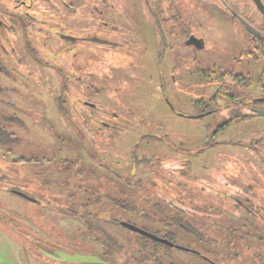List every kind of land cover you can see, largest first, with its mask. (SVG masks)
<instances>
[{"label": "rangeland", "instance_id": "374dc122", "mask_svg": "<svg viewBox=\"0 0 264 264\" xmlns=\"http://www.w3.org/2000/svg\"><path fill=\"white\" fill-rule=\"evenodd\" d=\"M184 1L189 8H202L195 0ZM109 2L126 13L122 30L137 43L134 53L116 51L87 62L85 55L75 53L70 40L42 31L40 37L44 40L38 42L29 30L15 35L14 58L9 56L10 62L3 61L7 72L0 68V106L18 117V121L7 126L23 140L13 147L0 144V264H136L117 249L119 242L136 251V235L111 218L144 224L151 230L177 232L179 244L204 251L216 262L264 264V239L251 234L263 228L262 221L252 222L231 211L232 204L226 197L219 202L221 217L200 222L194 219L189 226L186 223L188 227L181 226L182 230L170 217L151 220L136 210L150 204L134 198L139 194L136 184L121 179L117 171H126L133 165L132 149L138 138L147 137L137 149L138 161L146 145L149 149L160 148L163 151L157 160L182 159L188 180L208 178L217 171L222 176L226 173L224 176L233 182L242 183L244 178L246 183L248 177L235 175L242 172L250 174L251 183L257 180L264 185V144L255 139L259 150L253 152L240 143H246L249 136L264 139V116L254 117L260 125L251 119H235L216 133L222 111L195 118L174 114L165 102L166 97L175 108L198 113L202 106L193 103L197 92L202 94L210 88L195 91L197 85L190 84V88L188 83L189 92L176 85L169 86L167 91L160 87L158 77L168 72V66H160V58L149 44L155 31L145 28L141 18L147 0ZM84 4L78 1L80 11L71 21L52 16L54 21L67 23L65 35L88 33L89 8ZM210 26L206 31L216 46L214 53L232 58L231 54L244 48L239 32L231 37L228 29L221 30L214 22ZM123 55L124 60H131L130 65L120 63ZM91 63L100 73L93 81L99 86L98 92L86 87L91 81L87 73L92 71ZM98 78L110 80L109 84L100 83ZM87 98L109 107L95 112L110 125L97 127L91 117L78 113L77 104ZM167 132L173 147L160 146L157 138L148 139L147 133ZM209 137L211 145L199 151L197 147ZM23 156L37 160H17ZM137 167V177H143L148 167L141 161ZM249 168L258 170L250 169V173ZM16 189L37 201L16 194ZM167 209L171 214L173 210ZM164 222L167 224L162 225ZM94 226L115 241L108 236L105 241L98 239ZM111 242L108 248L107 243ZM36 243L42 245L38 247ZM170 254L175 264H214L193 251L177 247Z\"/></svg>", "mask_w": 264, "mask_h": 264}, {"label": "flooded vegetation", "instance_id": "af4514ba", "mask_svg": "<svg viewBox=\"0 0 264 264\" xmlns=\"http://www.w3.org/2000/svg\"><path fill=\"white\" fill-rule=\"evenodd\" d=\"M78 1L0 0L1 70L7 72L4 62H10L9 56L14 58L12 52H16L13 45L15 35L25 34V31L28 32L29 30L35 33L38 42L44 40L40 37L42 31L49 34L54 33L70 40L75 46V53L85 55L87 62L98 56L104 57L110 53L114 54L116 51L132 54L138 50L134 39L127 36V32L122 30L126 15L124 9L116 8V4L110 3V0H80L83 4L85 2L86 8H89L86 18L88 25L86 31L88 33L78 35L72 32L70 36L65 35L63 30L67 23L54 21L52 16L59 17V19L64 18L65 22L71 21L80 11ZM195 1L201 5L200 11L197 8L187 7L184 0H147L148 6L141 16L144 19L145 28L151 32L155 31L149 39V44L153 47V52L158 54L160 66L165 63L168 66V72L166 74L161 73L158 77L160 87L167 91L169 86L173 88V85H176L178 89L188 90V92V84L190 88V84L197 85L193 88L195 91L197 88L206 90V86L210 88L206 90L208 92L201 91L202 94L200 91L197 92L198 98L193 103L195 106H202L198 113H186L175 108L168 97L165 98L166 104L174 114L193 118L222 111L217 119L219 123L215 129L216 133L220 128H226L235 119L239 122L251 119L260 125L257 121L258 118L254 119V117L264 116L261 113L264 110V11L259 7L256 0ZM261 2L264 4V0ZM211 22L220 25L221 30L228 29L231 32V37L234 32L237 34L239 32L244 48L235 54H231L232 58L226 57L228 55H219L216 51L214 53L213 50L216 46L208 36V28H211ZM138 24L140 23L138 22ZM138 24L132 23L134 27H138ZM135 36L137 37V35ZM124 56L120 63L130 65L131 60H124ZM157 60H155L156 65ZM91 65L92 71H87L91 81L86 87L93 88L95 92H98L99 86H96L93 81L97 79L100 73L98 69H95L94 63ZM98 80L100 83L106 81L102 78H98ZM109 81H106V84H109ZM190 94L192 95V93ZM82 103L76 106L82 117H91L95 125L100 128L110 125L103 116H98L95 112L99 108L109 109L103 105V102H94L91 98H87L83 99ZM147 135L150 137L148 139L157 138L160 140V146H175L170 139V132L147 133ZM261 137L249 136L246 143L242 140L240 143L252 148L253 152H258L259 148L256 147V142L260 141L264 144V139H260ZM144 138L147 137L138 138L133 146V165L131 168L126 171H117L121 179L136 184L135 190H138L139 194L134 195V198L150 204L148 207L139 209L142 215L151 220H157L160 216L170 217L173 219L172 223L181 229V226L185 227L186 221L192 222L194 219L199 222L213 221L216 217H221L219 202L220 199L226 197L232 204L231 211L252 222L262 221L263 228L251 234L264 239V185L257 183V180L256 183H251L250 174L242 172H237L235 175L248 177L249 179L245 178L248 180L246 183H244V178H241L242 183L233 182L224 176L226 173L222 176L217 171L214 176L208 178L198 177L192 181L188 180L183 171L184 162L182 159L176 157L167 161H158V154L163 150L160 148L149 149V144L145 146L146 151L140 156V159L145 157L150 160L149 163L152 166L146 169V174L143 177H137L139 161L136 152ZM255 139L259 140L255 141ZM210 140L209 137L206 142H202L201 146L197 147L199 151L209 147L211 145ZM262 158L264 161V157ZM134 164L136 166L135 171L133 170ZM250 169L258 170L257 168H249L248 172L250 173L252 172ZM159 207L171 208L173 211L169 215L164 214ZM119 221L121 223L123 220L120 219ZM126 221L165 239H168L165 236L166 233L178 237L177 232L174 231H161L159 233L147 229L144 224ZM133 232L137 235L134 237L137 241L141 235L155 240L141 232L134 230ZM173 242L179 244L176 241ZM192 249L196 250L193 252L214 264H224L211 259L204 251ZM122 250L124 254V250L128 249L123 248ZM257 253H261V250L257 249ZM126 254L131 256L130 252ZM130 256L128 258L135 259ZM117 261L120 260L117 259ZM167 263L169 262L163 264Z\"/></svg>", "mask_w": 264, "mask_h": 264}, {"label": "trees", "instance_id": "16d2710c", "mask_svg": "<svg viewBox=\"0 0 264 264\" xmlns=\"http://www.w3.org/2000/svg\"><path fill=\"white\" fill-rule=\"evenodd\" d=\"M18 117L15 114H9L6 112V110H4L1 106H0V144L8 146V147H13V146H17L22 144V139L20 136H18V134L12 130L8 129L7 123H10L12 121H18ZM135 154V152H134ZM137 157V156H136ZM18 161H25V160H32L35 161L37 160L36 157H19V159H17ZM139 161H141L142 163H144L147 167L152 166L150 162V160L146 159L145 157L141 158ZM128 182V181H127ZM128 183H134V182H128ZM20 190V189H19ZM67 209H69L68 207H65ZM131 210H133L132 208H130ZM159 209L162 210V212L165 214H168V209L165 207V209H163V207H159ZM139 210V209H136ZM76 212L79 210H75ZM81 212V211H80ZM80 214V213H79ZM169 215V214H168ZM110 220L116 221L118 224L120 223V219L117 218H111ZM189 226L190 222H186ZM185 223V226L187 227V224ZM167 224L166 222L162 223V225ZM93 228H95L96 232L99 235H96V237L98 239H102L103 241H105L106 236H108V239H113V237H111L106 231H97L99 230L98 227L94 226ZM197 228V227H196ZM195 228V229H196ZM156 232H161V231H168L162 228H157L155 229ZM137 236V235H136ZM168 239L172 240V241H176L178 242V237H175V235L173 234H168L166 233L165 235ZM135 239V238H134ZM115 241V240H114ZM117 242V241H116ZM106 244V242H105ZM36 245L39 247L42 244L40 243H36ZM108 248L111 247L112 242L111 243H107ZM117 249L122 252L123 248H126L125 246H122L121 243L117 242ZM136 251L133 250H124L125 254L130 252L131 256L128 254V256L130 257H134L135 259H132L134 262H136V264H163L164 262H169V263H173L175 264L172 260H171V254L170 251L172 250V247L170 245L167 244H163L160 242H157L156 240H151L146 236H142L139 238V240L137 241L135 239V245ZM140 249V250H139ZM40 252L38 250V248L36 249V253ZM41 256L43 255L42 253H40ZM111 256H115V254H111ZM108 257V256H107Z\"/></svg>", "mask_w": 264, "mask_h": 264}, {"label": "water", "instance_id": "95a60500", "mask_svg": "<svg viewBox=\"0 0 264 264\" xmlns=\"http://www.w3.org/2000/svg\"><path fill=\"white\" fill-rule=\"evenodd\" d=\"M256 1L259 4V7L264 11V4L261 2V0H256ZM261 113L264 114V110ZM135 168H136V166L134 164V166H133V170L134 171H135ZM14 192H16L17 194H20V195H22L24 197H28V198L34 200L33 198H31L29 195L25 194L22 191L15 190ZM121 223H122V225L126 226L127 228H129L131 230H134V231H137V232H141V233H143V234H145V235H147V236H149V237H151V238H153L155 240H158V241L163 242L165 244H168L170 246H175L177 248H181V249H184V250L196 251V250L192 249L191 247H188V246H185V245H182V244H177V243H174L173 241H170L168 239L160 237V236H158V235H156V234H154V233H152L150 231H147L146 229H144V228H142V227H140V226H138V225H136V224H134L132 222L123 220V221H121ZM167 264H171V263H167Z\"/></svg>", "mask_w": 264, "mask_h": 264}, {"label": "crops", "instance_id": "0c3cea01", "mask_svg": "<svg viewBox=\"0 0 264 264\" xmlns=\"http://www.w3.org/2000/svg\"><path fill=\"white\" fill-rule=\"evenodd\" d=\"M17 194V193H16Z\"/></svg>", "mask_w": 264, "mask_h": 264}]
</instances>
